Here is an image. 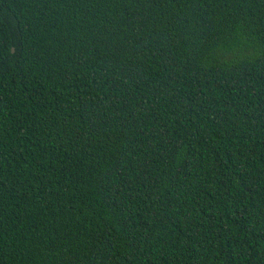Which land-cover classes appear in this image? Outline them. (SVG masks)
<instances>
[{"label": "trees", "instance_id": "1", "mask_svg": "<svg viewBox=\"0 0 264 264\" xmlns=\"http://www.w3.org/2000/svg\"><path fill=\"white\" fill-rule=\"evenodd\" d=\"M0 264H264V0H0Z\"/></svg>", "mask_w": 264, "mask_h": 264}]
</instances>
